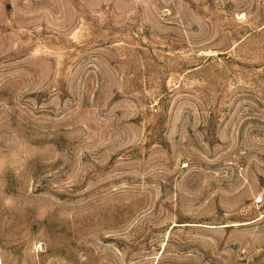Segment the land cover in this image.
<instances>
[{"label":"rangeland","instance_id":"obj_1","mask_svg":"<svg viewBox=\"0 0 264 264\" xmlns=\"http://www.w3.org/2000/svg\"><path fill=\"white\" fill-rule=\"evenodd\" d=\"M0 264H264V0H0Z\"/></svg>","mask_w":264,"mask_h":264}]
</instances>
